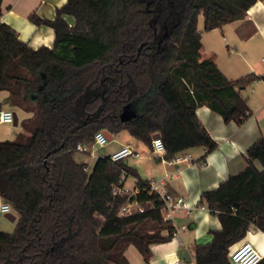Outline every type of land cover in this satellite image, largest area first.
<instances>
[{
	"label": "trees",
	"instance_id": "obj_1",
	"mask_svg": "<svg viewBox=\"0 0 264 264\" xmlns=\"http://www.w3.org/2000/svg\"><path fill=\"white\" fill-rule=\"evenodd\" d=\"M256 1L66 0L52 18L29 15L54 33L50 46L37 47L0 20V90L31 113L14 138L0 140V197L18 213L12 231L0 230V264H131L130 245L147 261L151 244L171 238L148 180L109 154L87 171L76 146L100 129L147 145L157 133L165 158L202 146L203 163L217 142L196 108L241 125L250 110L240 88L259 77L228 79L201 58L198 18L204 30L221 27ZM126 105L135 115L122 120ZM246 152L243 169L200 195L221 227L193 246L195 264H231L230 247L251 226L264 231V135ZM126 176L136 178L134 194L118 190ZM131 196L143 211L119 215Z\"/></svg>",
	"mask_w": 264,
	"mask_h": 264
},
{
	"label": "crops",
	"instance_id": "obj_2",
	"mask_svg": "<svg viewBox=\"0 0 264 264\" xmlns=\"http://www.w3.org/2000/svg\"><path fill=\"white\" fill-rule=\"evenodd\" d=\"M65 2L66 0H1L0 20L12 26L19 38L29 45L50 46L54 38L52 28L44 24L36 25L29 20V15L35 12L43 18H52L56 8ZM200 19L202 28H197L201 34V58L214 61L228 79L236 80L250 73L259 77L240 88L242 96L247 99L250 115L238 125L233 120L225 122L220 114L207 105L196 108L198 118L217 142L216 148L206 155L203 163L198 161L205 151L202 146L180 152L190 155L187 160L168 163L164 157L165 152L154 151L151 144L147 145L134 138L126 130L111 134L109 141L112 142L116 137L115 144L106 154L129 145L139 155L127 156L126 163L135 168L142 179L163 182L166 191L183 197L186 202V207L172 214L170 221L174 233L171 238L151 244L147 261L142 255L127 256L131 264H195L193 246L210 242L212 231L221 227L218 217L210 212L206 204L198 205L201 193L215 188L228 175L243 169L246 165L247 148L264 135V78L260 77L264 75V62L261 61L264 55V1L257 0L248 8L243 18L221 27L204 30L202 16H199L198 22ZM0 107L12 109L17 116L16 124L0 122V140L14 138L22 130L21 120L31 113L10 104L7 90H0ZM92 154L93 150L88 148L84 152L77 151L74 157L89 166L90 162L83 156ZM254 163L261 169L257 160ZM92 165L93 163L90 166ZM90 169L87 167V171ZM123 186L126 191L134 194L137 191L136 178L124 177ZM17 217L18 213L13 208L8 213L0 211V230L14 229ZM242 242H250L264 255L263 230L251 226L230 250Z\"/></svg>",
	"mask_w": 264,
	"mask_h": 264
},
{
	"label": "built area",
	"instance_id": "obj_3",
	"mask_svg": "<svg viewBox=\"0 0 264 264\" xmlns=\"http://www.w3.org/2000/svg\"><path fill=\"white\" fill-rule=\"evenodd\" d=\"M261 61L264 62V55L261 57ZM14 121V112L12 109H1L0 110V122L13 123ZM96 146H102L109 142L105 129H100L95 132L94 139L92 141ZM151 145L153 150L156 152H165L164 146L161 138L155 137L152 138ZM78 151H86L88 149L87 144H77L76 146ZM110 158L113 161L125 159L129 155L138 156L139 153L135 151L129 145H123L120 148L114 150L110 154ZM190 157L189 154H176L173 157L167 159L168 163L178 162L181 160H187ZM124 177H121V182H123ZM149 189L153 192L158 200L161 203L160 212L163 219L170 220L172 214L181 208L186 207V202L181 196H174L168 191L165 190L163 182L161 181H151L149 182ZM119 191L125 190L124 188H119ZM115 191V189H114ZM137 192V191H136ZM147 203H150L149 201ZM12 209L11 205L3 200L0 197V211L3 213H8ZM143 211V206L134 198H128L125 203L119 209V215H129L134 212ZM174 233V230H172ZM262 254L255 249V247L250 242H242L239 245L235 246L228 253V259L231 264H257L262 258Z\"/></svg>",
	"mask_w": 264,
	"mask_h": 264
},
{
	"label": "rangeland",
	"instance_id": "obj_4",
	"mask_svg": "<svg viewBox=\"0 0 264 264\" xmlns=\"http://www.w3.org/2000/svg\"><path fill=\"white\" fill-rule=\"evenodd\" d=\"M197 26L199 28H202V23H201V19L200 21L198 22ZM20 116V114H19ZM10 125V124H8ZM12 125V124H11ZM115 139L116 137H114L113 141H109L108 143L102 145V146H96L93 142L91 143H88L87 144V147L91 150H93V154L90 156V155H87V156H83V158H86L87 157V160L90 162L89 163V166L88 169H90V165L93 163V160H95L97 157L99 156H103L106 154V152L115 144ZM261 167V165H260ZM127 184L129 185L130 184V179L127 180ZM13 230V229H12ZM12 230H5V231H12ZM125 254L126 256L128 257H131V256H140L141 257V254L139 253V251L136 249V247L134 245H130L126 251H125Z\"/></svg>",
	"mask_w": 264,
	"mask_h": 264
},
{
	"label": "water",
	"instance_id": "obj_5",
	"mask_svg": "<svg viewBox=\"0 0 264 264\" xmlns=\"http://www.w3.org/2000/svg\"><path fill=\"white\" fill-rule=\"evenodd\" d=\"M134 115H135V112L132 109H130L128 105L124 106L122 112L120 113V117H121L122 120H127V119L133 117ZM16 123H17V116H16V113L14 112L13 124H16ZM105 133L107 135L108 140H110L111 133L108 130H106V129H105ZM155 137H158L157 133L152 135V138H155ZM5 216H6V218H9L8 215H5ZM12 218L13 217H11V219Z\"/></svg>",
	"mask_w": 264,
	"mask_h": 264
}]
</instances>
